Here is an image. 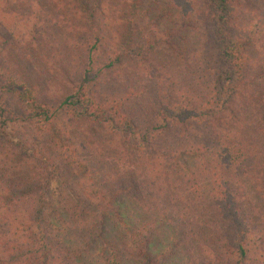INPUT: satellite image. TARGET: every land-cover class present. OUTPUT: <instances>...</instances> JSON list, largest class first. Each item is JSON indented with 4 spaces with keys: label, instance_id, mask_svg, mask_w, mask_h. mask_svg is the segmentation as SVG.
<instances>
[{
    "label": "trees",
    "instance_id": "16d2710c",
    "mask_svg": "<svg viewBox=\"0 0 264 264\" xmlns=\"http://www.w3.org/2000/svg\"><path fill=\"white\" fill-rule=\"evenodd\" d=\"M0 264H264V0H0Z\"/></svg>",
    "mask_w": 264,
    "mask_h": 264
}]
</instances>
